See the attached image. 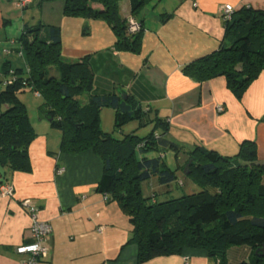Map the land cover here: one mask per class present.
<instances>
[{"label": "crops", "instance_id": "0c3cea01", "mask_svg": "<svg viewBox=\"0 0 264 264\" xmlns=\"http://www.w3.org/2000/svg\"><path fill=\"white\" fill-rule=\"evenodd\" d=\"M19 1L0 0V52L11 70L28 69L18 42L25 27L57 25L66 62L90 57L94 93L131 95L141 107L169 120L166 138L182 148L176 162L173 151L163 152L171 168L183 167L198 145L235 156L245 140L256 143L257 159L264 164V70L241 99L227 88L225 77L200 82L183 71L187 64L231 42L221 15L224 4H232L238 12L248 6L264 9V0H151L138 15L144 26L139 52L118 50L116 34L100 18L66 16L61 0H27L22 7ZM119 6L124 18L132 15L131 0H121ZM15 20L17 30H22L18 37L10 35ZM17 53L25 63L19 56V65H13L11 57ZM31 121L37 134L29 146L31 170L0 168V182L5 176L15 188L13 197H0V264H21L23 255L17 248L29 240L31 227V216L22 204L27 198L39 208L41 220L52 226L46 241L49 254L40 264H185V256L190 257L189 264H218L200 248L139 262V247L130 241L129 218L117 202L97 190L103 159L92 149L62 151V132L40 107L38 118ZM101 121L103 130L112 132L108 126L115 123V111L103 108ZM138 127L136 121L130 132L144 136L152 129ZM178 175L183 180L186 174L180 169ZM158 187L156 178L145 182L144 195L150 197ZM198 190L191 181L187 195ZM251 258V249L239 246L228 251L226 261L236 264Z\"/></svg>", "mask_w": 264, "mask_h": 264}, {"label": "trees", "instance_id": "16d2710c", "mask_svg": "<svg viewBox=\"0 0 264 264\" xmlns=\"http://www.w3.org/2000/svg\"><path fill=\"white\" fill-rule=\"evenodd\" d=\"M61 1L66 16L100 18L109 24L118 50H141L144 26L138 15L151 0H131L132 16L142 24L141 31L132 35L127 31L128 18L120 12L121 0ZM92 1L102 9L92 8ZM225 27L231 42L187 64L183 71L200 82L225 77L227 88L241 99L264 70V9L243 7ZM18 42L28 69L11 70L7 61L0 71V168L31 170L29 146L37 134L20 96L29 88L40 94V109L62 132V151L92 149L103 159L97 190L117 202L129 218L130 241L139 247V262L200 248L218 264H228V251L246 246L252 258L236 264H264V164L257 159L254 141H243L235 156L198 145L183 167L171 168L163 152L173 151L177 159L182 148L166 138L169 120L141 107L131 95L94 93L90 57L66 62L59 26L25 27ZM13 77L14 82L8 83ZM103 108L115 111L113 132L102 128ZM133 121L139 129H152L144 136L136 131L124 134L123 127ZM180 169L197 185V192L167 204L154 203L156 193L144 195L143 184L153 178L160 185H181ZM3 179L0 183L7 182Z\"/></svg>", "mask_w": 264, "mask_h": 264}, {"label": "built area", "instance_id": "2783aa9c", "mask_svg": "<svg viewBox=\"0 0 264 264\" xmlns=\"http://www.w3.org/2000/svg\"><path fill=\"white\" fill-rule=\"evenodd\" d=\"M27 0H20L19 7L26 5ZM235 14V8L232 4H224L221 7V15L224 22H229L233 19ZM142 29V24L134 16H130L127 21V31L129 34H136ZM13 73V72H12ZM15 78L13 77L8 83H13ZM37 95L40 94L37 92ZM219 111L223 110V107L219 106ZM180 184H183L180 181ZM15 194V188L11 183H0V197H13ZM23 206L28 210L31 216V227L29 230V240L23 245L17 248V252L23 255L21 264H40V261L46 258L49 254V248L47 246V238L52 231L50 223L41 220L39 216V208L32 199L22 200ZM190 257L185 256V264H189Z\"/></svg>", "mask_w": 264, "mask_h": 264}, {"label": "rangeland", "instance_id": "374dc122", "mask_svg": "<svg viewBox=\"0 0 264 264\" xmlns=\"http://www.w3.org/2000/svg\"><path fill=\"white\" fill-rule=\"evenodd\" d=\"M95 4H97L96 1H92L91 2L92 8L98 9V8L95 7ZM130 16H132V15H130ZM17 24H18V22L15 20L14 21V25H13L14 28L12 29V32H11L10 35H12V36L16 35V37H18L19 35L22 34V30L21 29L18 28V30H17ZM17 54H18V56L13 55L11 57V61L13 60V62H14L13 65H19L20 62L25 63L26 62L25 58H23L21 56V54H19V53H17ZM18 57L20 59V62L18 61ZM5 58H7V57L6 56L4 57V55L0 52V70L4 69L5 63L8 61V59H5ZM35 94L36 93L34 91L30 90L29 88H27L24 92H22L20 94L21 98L24 99V102L27 104V106L29 108V111H30L31 118L34 121H35L36 118H38V107H40V105L43 103L42 97L39 96V95H35ZM218 108H219V106H218ZM135 123H136V121H135ZM135 123H129L126 126H124L123 127L124 133L125 134L131 133L130 132L131 131V127ZM108 127H109V129L113 128V130H112V132H113L114 131V127H115V123L113 124V122H111ZM116 135H121V133H116ZM176 161H177V159H176V157H174L173 158V162H176ZM183 180H184V183H186L183 186H178L177 182L171 183L170 185H160L159 184L158 189L155 190V192H154V193L157 194V197H156V200L153 201V202L155 203L157 201V203H165V204H167V202L177 200L179 198H182L184 195H187L188 186H189L191 180H190V178L187 175H183ZM195 192H197V191H195Z\"/></svg>", "mask_w": 264, "mask_h": 264}, {"label": "water", "instance_id": "95a60500", "mask_svg": "<svg viewBox=\"0 0 264 264\" xmlns=\"http://www.w3.org/2000/svg\"><path fill=\"white\" fill-rule=\"evenodd\" d=\"M4 178V177H3ZM4 181V179H2ZM262 251L264 252V248H262Z\"/></svg>", "mask_w": 264, "mask_h": 264}]
</instances>
